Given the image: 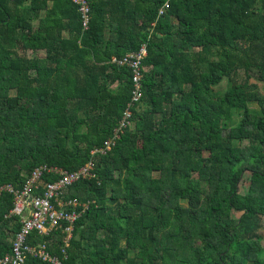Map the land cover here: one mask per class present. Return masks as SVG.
Masks as SVG:
<instances>
[{
    "label": "trees",
    "instance_id": "obj_1",
    "mask_svg": "<svg viewBox=\"0 0 264 264\" xmlns=\"http://www.w3.org/2000/svg\"><path fill=\"white\" fill-rule=\"evenodd\" d=\"M87 1L85 30L74 0H0V192L93 165L63 195L67 257L59 230L28 243L63 264H264V0ZM144 45L136 101L114 58ZM13 208L4 191L0 257Z\"/></svg>",
    "mask_w": 264,
    "mask_h": 264
},
{
    "label": "built area",
    "instance_id": "obj_2",
    "mask_svg": "<svg viewBox=\"0 0 264 264\" xmlns=\"http://www.w3.org/2000/svg\"><path fill=\"white\" fill-rule=\"evenodd\" d=\"M80 5V11L84 17V28L89 29L91 6L87 0H74ZM148 54L146 45L139 51L130 52L126 57L114 58V62L129 66L134 70L135 96L134 100L142 98L143 61ZM132 111L126 112L123 128L128 127ZM111 148V143H110ZM93 165L83 168L77 173H70L63 169L52 168L43 165L36 168L24 188L16 189L13 185H6L1 189L0 197L4 191L14 196V208L10 217L19 218L21 229L13 241L12 252L0 257V264H24L28 255L41 259L50 264H63L61 256H55L49 251V244L43 243L33 246L28 243L32 232L37 231L41 235L50 236L59 230L64 235L61 252L66 258V248L69 247L74 233V224L80 216L76 200H65L63 195L66 190L81 178L92 176ZM57 173L61 177L54 182H46L45 176ZM71 208V209H70Z\"/></svg>",
    "mask_w": 264,
    "mask_h": 264
},
{
    "label": "rangeland",
    "instance_id": "obj_3",
    "mask_svg": "<svg viewBox=\"0 0 264 264\" xmlns=\"http://www.w3.org/2000/svg\"><path fill=\"white\" fill-rule=\"evenodd\" d=\"M230 87V83L228 80H225L222 84H220L217 89L218 90H222V91H227ZM246 186H248V182H245L243 184L242 190L245 191L246 190ZM264 226V225H263ZM261 233L264 235V227L261 230Z\"/></svg>",
    "mask_w": 264,
    "mask_h": 264
}]
</instances>
